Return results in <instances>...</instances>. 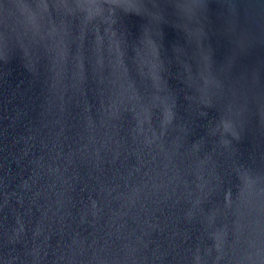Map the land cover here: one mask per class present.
Returning <instances> with one entry per match:
<instances>
[{
	"label": "water",
	"instance_id": "water-1",
	"mask_svg": "<svg viewBox=\"0 0 264 264\" xmlns=\"http://www.w3.org/2000/svg\"><path fill=\"white\" fill-rule=\"evenodd\" d=\"M0 264H264V0H0Z\"/></svg>",
	"mask_w": 264,
	"mask_h": 264
}]
</instances>
